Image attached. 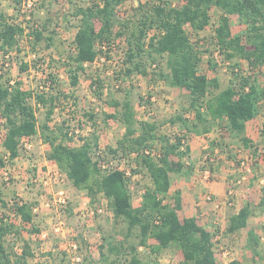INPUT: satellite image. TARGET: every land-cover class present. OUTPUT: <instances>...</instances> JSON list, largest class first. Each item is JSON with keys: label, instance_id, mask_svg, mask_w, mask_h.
Masks as SVG:
<instances>
[{"label": "trees", "instance_id": "16d2710c", "mask_svg": "<svg viewBox=\"0 0 264 264\" xmlns=\"http://www.w3.org/2000/svg\"><path fill=\"white\" fill-rule=\"evenodd\" d=\"M123 1L87 0L75 5L73 15L78 19V25L73 38L74 47L62 61L70 84L75 86L78 83L80 72L85 73L86 64L95 62L105 46L109 47L116 39L126 36L127 47L120 72L123 80L135 73L151 78L148 65L164 58L166 70L159 71V78L169 86L188 90L185 110L192 113L190 119L178 113L172 122H180L185 132L196 135L220 126L238 135L244 146L251 147V140L245 136L246 122L258 114V108L264 103V78L259 81L255 75L243 76L232 71L237 82L213 92L219 88V81L198 71L200 51L190 40L185 26L189 25L196 32L204 30L210 23V9L215 7L219 11L212 37L215 49L232 63V67L238 66V59H242L252 71L264 65V0H186L180 7L174 6L171 0H156L147 8L144 5L135 7V17L128 22L120 21L117 14V7ZM16 2L21 4L20 0ZM231 15H237L244 26L235 34L231 30ZM47 30L45 23L25 25L0 11V52L5 57L11 51H19L23 34L27 39L34 37L36 42L44 38L50 40L51 37L45 36ZM207 62L215 66L211 59ZM26 67L24 64L22 68ZM47 81L50 85L44 86L50 90L38 92L23 88L20 81L0 72V118L5 128L0 168L12 165L21 155L23 137L38 135L49 146L45 157L56 163L74 187L86 189L91 196L101 193L108 200L114 219L122 218L126 222L127 235L134 228L138 229L137 243L128 245L129 264H159L156 260L146 262L139 258L138 248L147 247L156 253L171 244L181 250L180 264H217L212 231L200 225L195 216L179 218L180 192L177 190L172 194V203L163 202V196L167 195L171 185L170 173L188 171L183 163V158L189 156L186 133L173 139L166 135L157 137L154 123L136 121L134 107L128 97L122 101H111V105L118 109L107 114L106 118L120 120L125 132L117 141L116 148L109 150L113 154L120 151L126 158L134 153L131 173L144 170L150 180V184L144 187L141 203L134 206L128 183L130 176L117 168H102L98 157L93 159L91 153L98 147V136L80 137L69 125H50L54 111L59 107L60 95L65 98L68 95L57 91V88L52 92L56 81L52 77ZM91 86L94 97L100 99L105 88L103 80H92ZM41 108L43 117L40 119L37 113ZM87 115L95 125L94 114ZM75 138L82 143L73 145ZM156 140L161 142L158 155L142 151ZM171 155L177 157L176 163L169 160ZM0 203L7 206L1 198ZM257 205L264 213V187ZM11 206L12 212L22 222L33 221L34 204L17 199ZM251 214L250 204L242 205L228 217L226 231L232 233L246 227ZM16 226L6 221V217L0 218V264H26L27 257L31 256L27 243L20 253L6 245L8 235L13 238L21 235ZM247 234L248 246L254 255H259L255 231L251 229ZM150 238H156L158 244L150 245ZM109 247L115 252L125 249L122 241ZM226 264L241 263L231 260Z\"/></svg>", "mask_w": 264, "mask_h": 264}, {"label": "rangeland", "instance_id": "374dc122", "mask_svg": "<svg viewBox=\"0 0 264 264\" xmlns=\"http://www.w3.org/2000/svg\"><path fill=\"white\" fill-rule=\"evenodd\" d=\"M16 1L0 0V11L8 16L12 15L16 21L25 25L47 24L45 36L51 39L44 38L36 42L34 37L27 39L23 34L20 37L19 51H11L5 57L0 52V72H4L12 80L20 81L23 88L38 92L50 90L44 85H50L47 80L52 77L56 84L51 91L54 92L57 88V91H63L68 97L60 95L59 107L55 109L50 125H69L80 137L98 136V147L91 153L93 159L98 157L105 165L112 163L113 166L127 169L135 161L132 160L134 153L126 158L120 151L113 154L109 150L116 148L117 141L125 132V126L120 120L106 118L107 114L118 109L111 105L114 100L122 101L128 97L133 104L136 121L154 123V134L157 137L166 135L173 139L186 133L181 123H173L172 118L178 113L186 119L192 118V113L185 110L188 106V90L169 86L159 78V71L166 70L164 58L148 65L151 78L135 73L123 80L120 72L127 43L126 36H122L109 47L105 46L95 62L86 64L85 73L80 72L78 83L72 86L62 61L74 47L73 38L78 25V19L73 15L75 5L87 0H32L27 9L22 6L23 0H20L21 4ZM155 1L125 0L117 7L118 18L122 22H128L135 17V7L144 5L147 8ZM185 1L171 0L176 7H180ZM218 16L219 11L212 7L210 23L204 30L196 32L189 25L185 26L190 40L196 43L200 51L198 71L209 78L218 79L219 88L213 89V92L237 82L232 71L243 76L252 74L263 81L264 65L251 71L245 60L238 59V66L232 67V63L215 49L212 37ZM230 19L232 32H240L244 26L237 15H231ZM208 59L215 63L214 67L208 64ZM24 64H27L25 69L22 68ZM97 78L103 80L105 87L100 99L94 97L91 86V81ZM87 113L94 114L95 125ZM37 114L40 119L43 117L42 108ZM4 133L3 120L0 118V152H3ZM192 135L194 134H185V143L190 141ZM204 136L196 156L183 158L185 168L188 167V175L203 179L205 185L220 178L223 181V195L218 197L212 194L217 203H222L229 210L236 205L249 203L252 209L247 226L238 231L227 232V224L221 225L219 220L211 225L217 264H226L231 260H239L241 264H264V213L260 212L257 205L264 187V103L258 108V114L246 122L245 136L251 140V147L244 146L238 135L220 126ZM30 143V148L22 149L21 157L8 165L14 167L11 180L5 182L0 179V198L7 203L6 207L0 203V218L6 217V221L15 223L21 233L17 238L7 236L8 248L20 253L27 243L31 256L27 257L26 264H129L128 245L137 243L138 229L134 228L127 235L126 222L122 218L114 219L108 200L101 193L91 196L86 189L74 187L65 173L53 166L49 173L43 172L46 167L37 165V162L43 160L41 158L45 156L48 149L45 150V147L48 145H44L38 137L30 139ZM81 143L78 138L72 142L73 145ZM148 148L152 149L153 155H158L161 142L156 140ZM98 150L101 151L100 156H97ZM205 159L208 162L205 163ZM169 160L176 163L178 159L171 155ZM241 161H244L245 166L240 165ZM206 166L211 172L207 178L203 172ZM128 183L132 204L137 206L141 203L144 187L150 184L149 177L144 170L131 173ZM59 191H63L66 203H56L58 210H53L49 204L53 203L52 198L58 199ZM206 192L210 190L202 186L201 196ZM17 199L26 200L36 207L31 223L22 222L12 212L10 207L13 200ZM163 202L172 203V176L171 192L163 196ZM99 209L101 210L98 211ZM59 221L63 223L55 231L54 225ZM251 229L258 238L256 249L259 255H254L248 246L247 233ZM121 241L124 242L125 249L119 252L110 250V244L118 245ZM148 241L150 245L158 244L156 238ZM138 256L143 261L156 260L159 264H180L182 261L181 250L175 244L156 253L140 246Z\"/></svg>", "mask_w": 264, "mask_h": 264}, {"label": "crops", "instance_id": "0c3cea01", "mask_svg": "<svg viewBox=\"0 0 264 264\" xmlns=\"http://www.w3.org/2000/svg\"><path fill=\"white\" fill-rule=\"evenodd\" d=\"M186 135H189V133L186 132ZM204 135H207V133L203 135L194 134L190 136V141L188 140L189 142L186 143L189 146L188 157L194 158L196 156L199 150V146L202 144V139L205 138ZM34 137H38L40 139L38 135L30 136L29 139L32 140ZM44 145H46V143ZM47 148H49V146L45 147V150ZM19 157H21V155ZM41 160H42L41 162H37V165L46 167L43 172L49 173L51 171L50 168L52 166L54 168L59 169L53 160L47 159L45 156H43ZM171 176H172V194L177 190L180 192L181 209L178 210V216L181 220L185 217L195 216L200 225L205 227L207 230L211 231V225L215 223L216 220H219L221 222V225L227 224L228 217L231 214L236 213L241 207L236 205V207L235 206L231 207L229 210V208L225 207L222 203L221 205H219V207H216L215 203H217V201L215 200L212 202H208L203 199V197L200 194V189L202 186H206L212 194L218 197L223 195L222 194L223 181L220 178L218 181L210 182L209 185H205L203 179L197 178L196 175L194 176L188 175V172L170 173L169 175L170 182H171ZM169 192H171V185ZM220 201L222 200L220 199Z\"/></svg>", "mask_w": 264, "mask_h": 264}, {"label": "built area", "instance_id": "2783aa9c", "mask_svg": "<svg viewBox=\"0 0 264 264\" xmlns=\"http://www.w3.org/2000/svg\"><path fill=\"white\" fill-rule=\"evenodd\" d=\"M31 2H32V0H23L22 6H24V8L27 9V8H29L31 6ZM29 137L30 136L23 137L22 138V140H21V150L22 149L26 150V149H29L30 148L31 143H30ZM142 151H144L146 154H152V155L154 154L153 151H152V149L147 148V147L144 148ZM100 153H101V151L98 150L97 151V154L100 155ZM206 162H208V159H205V163ZM98 164L102 168H117V169L123 171L126 176H130V174H131L129 168L127 169V168H124L122 166H113L112 163H109V164L105 165L104 162H102L101 160H98ZM244 164H245L244 161H241L240 162V165L241 166H245ZM203 172H204V177L205 178L209 177V175L211 174L210 169H209L208 166L205 167V169L203 170ZM13 174H14V168L13 167H9L8 165H5V166H3V167L0 168V179L3 180V181H5V182H9L11 180ZM58 193L60 194V196L58 197V199L55 200L54 198H52V202L53 203H50L49 204L50 207L53 208V210H58V208L56 206V203H59L61 205H63V204L66 203V199H65V196L63 195V191H59ZM203 199L205 201H208V202L214 201L213 195H212L211 192H206L204 194V196H203ZM215 204H216V207H219V205H220L219 203H215ZM100 210L101 209H99L98 211H100ZM33 211H36V207L33 208ZM87 213H92V212H87ZM62 223H63L62 221H59L58 223H56L54 225V230L55 231H58L61 228Z\"/></svg>", "mask_w": 264, "mask_h": 264}]
</instances>
